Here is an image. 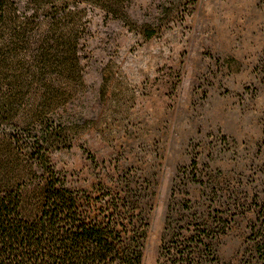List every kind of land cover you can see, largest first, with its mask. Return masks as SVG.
<instances>
[{
  "label": "rangeland",
  "instance_id": "1",
  "mask_svg": "<svg viewBox=\"0 0 264 264\" xmlns=\"http://www.w3.org/2000/svg\"><path fill=\"white\" fill-rule=\"evenodd\" d=\"M121 2L113 15L75 7L79 81L57 112L48 169L84 205L139 195L141 264L195 231L213 264H264V0ZM16 152L41 178L24 145Z\"/></svg>",
  "mask_w": 264,
  "mask_h": 264
},
{
  "label": "trees",
  "instance_id": "2",
  "mask_svg": "<svg viewBox=\"0 0 264 264\" xmlns=\"http://www.w3.org/2000/svg\"><path fill=\"white\" fill-rule=\"evenodd\" d=\"M120 14L121 0H0V131L21 128L29 141L3 133L0 143V264H141L148 230L137 194L84 202L47 167L44 152L64 131L57 112L77 84V5ZM22 145L43 171L34 178ZM16 149V150H15ZM205 231L179 236L157 264L216 262Z\"/></svg>",
  "mask_w": 264,
  "mask_h": 264
}]
</instances>
